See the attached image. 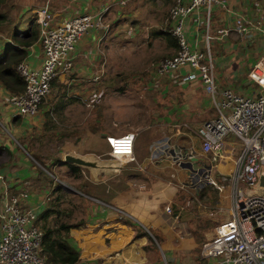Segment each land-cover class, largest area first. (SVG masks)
<instances>
[{"label": "crops", "instance_id": "crops-1", "mask_svg": "<svg viewBox=\"0 0 264 264\" xmlns=\"http://www.w3.org/2000/svg\"><path fill=\"white\" fill-rule=\"evenodd\" d=\"M22 1L18 19L20 30L26 29L32 21L31 17L34 18L36 9L45 3L52 10L56 20L84 12L93 14L102 12L107 30L90 28L76 44L73 68L69 71L73 73L71 80L75 83L97 80L99 77L97 71L100 67L105 63L106 71L110 70L111 60L117 56L120 60L138 59V56L128 51V44L122 45L118 41L120 39L131 43L133 36L138 35L143 39L147 49L160 51L161 54L156 59H153L152 54L150 59L143 60L141 63L143 67L149 60L155 62L177 51L176 39L165 30V17L174 0ZM133 1L138 4L137 7H133ZM226 2L227 6L234 8L240 14L252 16L256 13L255 0H226ZM261 5L264 10V0H261ZM154 17L158 18L159 25L154 23L156 20ZM231 19V14L223 7L213 6L209 32L214 45L212 57L216 78L221 86L228 85L239 92L250 93L254 90V83L248 78L247 73L264 51V34L257 31L256 37L251 41H245L233 29L221 35L218 29L231 24ZM204 21L205 10L202 7L193 9L185 19L186 32L193 46L203 48L206 46ZM24 22H28L27 25L19 28ZM11 42L15 43L11 34L7 36L1 33L0 51ZM117 42L120 43L121 50L118 54H114L112 50ZM159 43L162 47L157 45ZM255 53H257L256 57H254ZM41 57V47L36 40L26 47L23 60L30 67H35L40 64ZM149 68L148 74L153 75V82L150 85L154 87L155 92L177 94L178 90L180 101L182 95L190 98L191 93L199 90L205 95L198 94L197 99V93L193 95L195 102L192 104L201 107L200 118L195 119L193 121L195 123L181 119L172 121L168 119V116L153 120L155 124H160L157 130L162 133L165 132V129L162 130V125L166 128V125L170 124L167 128L169 133L162 136H167L173 146L186 147L193 144L199 152L196 128L202 120L215 115V108L209 93L199 79H183V75L190 70L187 66L163 75L156 74L151 70V66ZM67 74L68 72L61 74L57 79L61 81ZM54 80L52 83H55ZM8 94L9 91L0 82V205L4 198V186L8 185L10 192L26 189L28 195L25 202L35 211H40L49 206L51 200L56 202V198H60L59 189L54 182L43 180L44 174L34 163L25 147L16 141V137L27 129V125L30 128L42 123L45 107H39L34 115L16 114L8 101ZM147 127L151 128V126ZM146 129L145 127L143 131V139L136 142V138L134 141L135 166L132 171L128 170L129 166L126 167L125 172L120 170L123 176L121 179L113 178L119 173H113L106 159L99 155L96 156L99 158L96 159L98 160L96 161L97 166H81L86 167L83 171L87 180L93 184L103 183L106 186L103 192L105 197H109V201L88 194L93 201L89 200L87 213L80 218L83 223L70 227L68 239L79 248V260L75 264L201 263L203 258L199 257L198 246L202 238H206L211 232L209 229L205 231L197 229L189 222L187 215L190 214V210L186 207L185 196L182 195L181 198L177 196L178 191L188 193L186 178L189 170L187 167L172 163L170 153L173 149L162 154L158 160L152 161L149 158V138H146L151 132H146ZM135 132L138 136V133L142 131L136 129ZM227 162L218 164V169L222 172L230 171L233 166ZM180 170L183 174L185 173L184 180L180 175ZM81 185L83 188L87 186L86 183ZM92 188L95 190L96 187ZM77 192L86 193L84 190H77ZM213 198L216 203L218 202V211L224 217V212L221 211L223 207L228 208L229 206L227 197L219 194ZM79 220L73 219L72 221L78 222Z\"/></svg>", "mask_w": 264, "mask_h": 264}, {"label": "built area", "instance_id": "built-area-1", "mask_svg": "<svg viewBox=\"0 0 264 264\" xmlns=\"http://www.w3.org/2000/svg\"><path fill=\"white\" fill-rule=\"evenodd\" d=\"M226 3V0H174L169 8L165 30L174 36L178 47L173 55L158 59L154 72L163 75L189 67L183 79L201 81L213 102L215 115L202 120L196 128L199 152L193 144L177 147L167 136H161L149 144V158L158 160L173 149L170 153L173 164L190 163L186 185L198 188L210 184L222 197H227L228 218L216 225L212 235L199 246V255L206 264H264V192L255 191L259 174L264 170V51L247 73L254 83L253 92L243 93L219 85L209 49L214 5L223 7L232 16L231 24L218 29L220 34L233 29L245 41L254 40L257 31L264 34V10L261 2L256 1V13L246 16ZM200 7L205 10L204 48L191 44L185 27L186 17ZM102 15L84 12L56 20L47 3L36 9L34 19L42 57L35 67L24 60L16 65L25 82L22 91L8 94L16 114L38 112L52 81L73 68L76 44L83 34L90 28L107 30ZM135 138L133 131L108 134L109 154L124 162L136 161ZM233 157L231 172L218 169V164ZM27 195L24 188L10 192L8 185L4 186L0 205V264H57L42 253V230L35 223L37 212L25 202Z\"/></svg>", "mask_w": 264, "mask_h": 264}, {"label": "rangeland", "instance_id": "rangeland-1", "mask_svg": "<svg viewBox=\"0 0 264 264\" xmlns=\"http://www.w3.org/2000/svg\"><path fill=\"white\" fill-rule=\"evenodd\" d=\"M255 1L261 2V0ZM7 2L9 5L6 8L8 15L6 21H4L5 23L2 24L3 27L7 28V32L0 30V34L5 33L8 36L10 25L19 19L20 7H22L23 1L9 0ZM137 6L138 4L133 1V7ZM155 19L154 23L159 25L158 18ZM31 20L35 19L31 17ZM27 23L24 22L23 25L21 23L19 28L27 25ZM23 33L24 31L21 32V34ZM118 41L122 45L128 44V51L138 56V59L131 61L127 58L120 60L118 56L115 59L112 58L111 69L106 71L104 63L97 71L99 75L97 80L80 81L79 83L76 81L77 83H75L74 80H71V77L74 76L72 72H68L67 76L62 78L61 81L57 79L59 77L55 78V83H52L49 93L39 106L45 107L42 123L30 128L27 125V129L16 137V141L25 147L34 163L38 165L42 174H44L43 180L54 182L59 188L60 198L58 203L51 200L49 205L58 207L61 210L65 206L68 209L70 208L72 210L70 220H79L85 216L89 200L93 201L88 194H82L77 190L91 193H96V191L87 185L86 181L88 180L83 171V168L86 167L82 168L80 166V170L77 171L70 169L63 162L64 153H72L92 159H99L96 157L99 155V157L105 158L106 162L114 165L113 173H119L114 175L113 178L118 177L121 179L123 176L120 172H125L127 166H129L128 170L132 171L136 161L131 160L132 162L128 161L130 163L127 164L123 160L112 157L108 152L109 147L106 139L108 134L118 135L126 131L135 132L138 129L142 131L138 133V136L136 135L137 139L135 138L136 142H139L140 139H143V131L146 127V132H151L150 136H146V138H149V147L153 140L168 134L167 128L170 127V124H167L166 128L162 125V130L165 129V132L162 133L157 130L160 124H155L153 120L168 116V119L172 121L181 119L193 122L201 115V107L192 104V102H195L193 99L194 93H197L196 99L199 98L198 94L205 96L201 90L191 93L190 98L182 95L180 101L178 90L177 94L174 92L163 94L155 92L154 87L150 85L153 82V75L148 74L150 72L149 67L151 66V70L155 71L158 60L155 62L149 60L144 67L141 63L143 60L150 59L152 54L153 59H156L161 54L160 51L147 49L143 39L138 35L133 36L131 43L122 39ZM120 43L114 44V50H112L114 54L120 52ZM157 45L162 47L160 43ZM209 45L213 56L214 45L212 39ZM256 55L257 53L254 54V57ZM129 61L131 62L128 64ZM147 126H151V128ZM19 148L23 150L20 146ZM237 152H235L234 157H236ZM24 154L26 155L25 152ZM234 157L231 158L232 162H234ZM232 162L227 163L233 166ZM231 171L232 169L228 172ZM180 172L184 180L185 173L183 174L181 170ZM186 180H188V177ZM85 183L87 186L83 188L81 184ZM26 187L28 188V186ZM182 193L184 192L178 191L177 196L179 198L182 195L185 196L186 207L190 210L187 217L189 222L197 229L204 231L209 229L212 235L211 230L225 217H228L229 208L223 207L221 212H224V217L218 211V202H215L213 196H219V194L214 186L205 183L195 188V186L189 185L188 193ZM202 193L203 195H201ZM211 213L212 215H209ZM35 221H37L36 224L40 225L38 219Z\"/></svg>", "mask_w": 264, "mask_h": 264}, {"label": "trees", "instance_id": "trees-1", "mask_svg": "<svg viewBox=\"0 0 264 264\" xmlns=\"http://www.w3.org/2000/svg\"><path fill=\"white\" fill-rule=\"evenodd\" d=\"M7 1L9 0H0V30L2 32H7V28L2 26L8 15L6 11V8L9 7ZM17 21L10 25V34L14 37L15 43H8V45L0 51V82L9 92H20L24 89L25 82L16 69V65L23 60L26 54V47L35 42L38 37V27L35 20H32L24 30L18 29ZM22 31H24L23 34H21ZM175 44L177 45V43ZM63 162L66 163L70 169L76 171L80 170V167L76 164L66 161ZM86 182L89 188L90 186L96 187V193L87 191V194L104 201H109V197H105L104 195L103 191L106 186L103 183L93 184L90 180ZM58 199L59 198H56V203H58ZM71 211L72 210L70 208L68 209L67 206L61 210L58 207H51L50 205L40 211H36V219H38L40 225L37 224L42 230V253L49 261L57 264H75L79 260V248L69 241L68 233L70 227L83 223V220L80 219L78 222L70 220ZM36 222L37 221H35V223ZM210 236L211 234L207 235L206 238H202L200 242ZM203 263H206L205 259H202L200 264Z\"/></svg>", "mask_w": 264, "mask_h": 264}, {"label": "water", "instance_id": "water-1", "mask_svg": "<svg viewBox=\"0 0 264 264\" xmlns=\"http://www.w3.org/2000/svg\"><path fill=\"white\" fill-rule=\"evenodd\" d=\"M63 155H64L63 161H66L69 163H73V164L80 165V166H97L96 161H98V160H96V159H92V158L84 157V156H80V155H75L72 153H64ZM108 166L113 171L114 165L112 163H108ZM181 166L188 168V167H190V163L189 162H183V163H181ZM255 191H257L258 193L264 192V170H262L259 174V181H258V184L255 186ZM227 218L228 217H226V219Z\"/></svg>", "mask_w": 264, "mask_h": 264}, {"label": "bare ground", "instance_id": "bare-ground-1", "mask_svg": "<svg viewBox=\"0 0 264 264\" xmlns=\"http://www.w3.org/2000/svg\"><path fill=\"white\" fill-rule=\"evenodd\" d=\"M118 140H120V139H118ZM119 143H122V142H119Z\"/></svg>", "mask_w": 264, "mask_h": 264}]
</instances>
